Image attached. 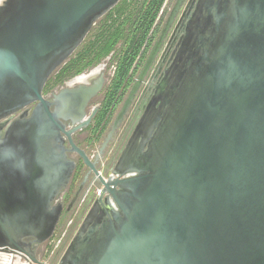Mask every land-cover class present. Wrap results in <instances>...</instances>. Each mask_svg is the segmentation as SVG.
<instances>
[{"label":"water","instance_id":"1","mask_svg":"<svg viewBox=\"0 0 264 264\" xmlns=\"http://www.w3.org/2000/svg\"><path fill=\"white\" fill-rule=\"evenodd\" d=\"M120 0H2L0 119L36 103L0 143V167L18 187L0 205V252L25 256L23 238L47 241L61 215L71 133L100 85L42 94L50 74ZM182 0L148 58L156 53ZM174 57L140 122L144 144L102 180L109 207L92 215L58 264H264V0H196ZM54 105V109L51 106ZM71 115L70 130L61 119Z\"/></svg>","mask_w":264,"mask_h":264},{"label":"flooded vegetation","instance_id":"2","mask_svg":"<svg viewBox=\"0 0 264 264\" xmlns=\"http://www.w3.org/2000/svg\"><path fill=\"white\" fill-rule=\"evenodd\" d=\"M177 1L165 0L158 17V20L161 18L159 31L149 51L146 53L141 51L134 59L124 61L130 67L122 80L117 76L120 60L111 54L106 58L108 63L112 64L109 74L105 72V68L86 73L98 64L77 75L64 77L60 83H54L50 78H55L58 66L44 84L42 94L52 103L56 96L64 90L77 89L81 85L88 87L100 85V88L85 105L84 119H88L87 124L71 133L73 142L84 150L93 168L87 166L82 158L70 149L68 139L63 135L67 157L75 165L68 183L54 199L53 204L61 208L59 221L47 241L35 243L32 237L23 238L22 246L25 250L29 247L40 262L58 264L70 241L86 219L94 214L106 213L109 204L107 193L103 192L102 180L108 182L116 178L120 172L125 170L121 159L126 150L130 146L139 148L144 144L145 131L140 128V122L146 114L164 70L174 57L183 25L187 21L186 17L192 11L196 0H182L156 53L147 65L150 52L154 44L159 41L161 32ZM168 3L170 7L166 8ZM35 104L31 103L0 119V143L6 139L14 123L29 118ZM51 109H54V105ZM61 121L66 130L78 125V123H72L70 119H61ZM81 133L84 134V145L75 141V135ZM143 146L145 151L146 145ZM19 180L21 179L18 178L17 172L13 173L8 168L0 167L1 200H8L15 191L22 192L23 189L18 187ZM0 206L7 209V205L1 204ZM5 254L11 256V261L13 257H18L36 264L25 256Z\"/></svg>","mask_w":264,"mask_h":264},{"label":"trees","instance_id":"3","mask_svg":"<svg viewBox=\"0 0 264 264\" xmlns=\"http://www.w3.org/2000/svg\"><path fill=\"white\" fill-rule=\"evenodd\" d=\"M165 0H120L91 27L83 42L58 68L55 78L60 83L64 77L77 75L94 67L114 54L120 63L117 76L123 79L139 52H148L159 31L160 11ZM131 54V55H130Z\"/></svg>","mask_w":264,"mask_h":264},{"label":"rangeland","instance_id":"4","mask_svg":"<svg viewBox=\"0 0 264 264\" xmlns=\"http://www.w3.org/2000/svg\"><path fill=\"white\" fill-rule=\"evenodd\" d=\"M169 7H170V3L167 4L166 8H169ZM101 68H105V72L107 74H109L111 69H112V64H111V62L108 63L107 59H105L98 66L92 68L91 70L87 71L86 73H90L92 71H97ZM83 137H84L83 133L76 134L75 135V141L79 142L80 145H84ZM91 152L93 153V151H91ZM0 264H32V263L27 262L26 260L18 258V257H13V260L11 261L10 255L5 254L4 252H0Z\"/></svg>","mask_w":264,"mask_h":264},{"label":"bare ground","instance_id":"5","mask_svg":"<svg viewBox=\"0 0 264 264\" xmlns=\"http://www.w3.org/2000/svg\"><path fill=\"white\" fill-rule=\"evenodd\" d=\"M1 2H2V0H0V3H1ZM71 117H72L71 115H69V114H66V115H65V119H64V120H66V119H70V120H71Z\"/></svg>","mask_w":264,"mask_h":264}]
</instances>
